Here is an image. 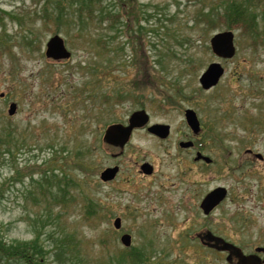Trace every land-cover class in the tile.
I'll return each mask as SVG.
<instances>
[{
	"label": "rangeland",
	"instance_id": "1",
	"mask_svg": "<svg viewBox=\"0 0 264 264\" xmlns=\"http://www.w3.org/2000/svg\"><path fill=\"white\" fill-rule=\"evenodd\" d=\"M56 1L0 0L3 239H36L47 264H225L191 238L202 225L196 204L208 186H193L196 166L190 170L177 139L189 134L183 113L191 108L214 130L208 152L223 151L214 138L232 147L231 138L249 136L264 154V0H247L258 14L254 32L220 25L212 14L222 0H123L126 13L118 0H102L83 28L77 6L66 0L68 20L55 21ZM102 8L124 17L111 28L98 15ZM224 30L234 32L229 60L216 58L209 45ZM54 34L69 59L45 57ZM211 62H220L224 74L205 91L198 78ZM10 102L17 105L13 116ZM140 108L149 123L169 125V137L158 141L139 130L117 154L103 141L104 130ZM10 137L16 146L7 144ZM143 162L154 165L153 176L142 175ZM115 165L116 177L102 182L99 173ZM257 180L247 179L246 190L226 180L230 200L210 226L236 242L258 243L264 214ZM121 232L131 236L130 247L121 244ZM57 240L66 244L60 258ZM133 251L143 254L130 259Z\"/></svg>",
	"mask_w": 264,
	"mask_h": 264
},
{
	"label": "flooded vegetation",
	"instance_id": "2",
	"mask_svg": "<svg viewBox=\"0 0 264 264\" xmlns=\"http://www.w3.org/2000/svg\"><path fill=\"white\" fill-rule=\"evenodd\" d=\"M218 59L227 60L222 58ZM213 87L209 89H202L208 91ZM186 109H184L183 118L187 127L189 128V134L186 135L184 139H177V147L184 152V155L187 156V160L192 164V166L189 167L190 170L193 168V165L196 166L197 180L193 181V186H195L196 188L201 185L208 186V188L204 192H202L201 195L199 194L200 198L196 204V208L202 219V225L199 227L196 233L191 236V238L196 242V244L202 251L204 250L205 252H211V254H213V260L217 261L218 263H220L222 259L225 264H244L245 262H243V257H245L247 258L248 264H264V221L262 228L263 235L258 234V237H260L258 243L236 242L227 237L224 232H221L218 229L210 226L213 223L212 220L216 221V219H219V214H217V212L219 211L220 207L225 202L230 200L232 184L230 185L226 183V180L233 182L235 186H242L243 189H245L248 187L247 179L253 178L255 174L259 179V181H256L257 186H259V188H262V196L259 197V199L261 200H259L257 204L261 205L262 213L264 214V168H261L258 171V167L255 164L256 162H264V154L255 151L252 148L249 142V136H241L240 138H231L228 141L230 142L232 147L228 144L223 145V141L220 142V139L217 140V138H214L215 141L220 144L223 151H221L220 153L218 152V155H213L207 150V146L209 144L208 138L213 139V137L215 136L214 130H212L209 126L210 123L199 120L198 115L196 114L199 122V127L197 133H195L186 121ZM127 123L128 119L125 123L121 124L126 125ZM149 126L150 124H146L142 127L134 128L132 130L131 137L136 131L139 130L146 131L150 136L158 141H164L169 137V134L166 137H160L149 132ZM129 140L127 141V143L129 142ZM126 144L124 145V148ZM124 148H118L119 151L117 154L122 153ZM145 163L149 165L148 168H144V170H147V172L142 169V165ZM139 169L142 175L146 177L153 176L155 174L154 165L149 162H143L140 165ZM119 171L120 169L118 166L117 174L119 173ZM186 182L188 183V181ZM240 198H243L242 195ZM233 214L236 215V211L233 212ZM120 229L121 223L120 227L116 228L115 231L118 232L120 231ZM122 234L124 233L121 232V235ZM221 240L223 242H221ZM225 242L231 244L232 247L237 249H234L232 247L231 249L227 250L223 249L222 247ZM131 244L132 241L128 247H130Z\"/></svg>",
	"mask_w": 264,
	"mask_h": 264
},
{
	"label": "water",
	"instance_id": "3",
	"mask_svg": "<svg viewBox=\"0 0 264 264\" xmlns=\"http://www.w3.org/2000/svg\"><path fill=\"white\" fill-rule=\"evenodd\" d=\"M209 43L211 50L216 57L229 59L235 55L236 47L234 44V33L231 30H224L215 33L210 38ZM45 56L53 60H63L68 59L71 56V52L66 48L64 39L60 35L54 34L46 42ZM223 73L224 68L219 62H211L199 77L200 86L203 89H209L215 86ZM3 96L4 93H0V97ZM16 109V103L11 102L7 109L8 115H13L16 112ZM185 117L188 125L195 133H197L199 122L195 111L192 109H186ZM148 119L149 117L145 110L140 109L134 111L129 116L128 123L126 125L121 123H113L107 126L104 130L103 141L109 146L123 149L124 145L127 143L131 136L132 130L134 128L144 126L148 122ZM148 131L160 137H166L169 133V125L154 123L148 127ZM148 166L149 165L145 163L142 165V169L144 170V168H148ZM144 171L147 172V170ZM117 172L118 166L106 167L99 173V178L104 182L109 181L115 177ZM113 225L115 228L120 227L119 217L115 218V220L113 221ZM120 242L124 246H129L131 243V236L127 233L122 234L120 236ZM221 242L223 241L221 240ZM231 247V244L225 242L222 248L227 250L231 249ZM243 262L248 264L247 258L243 257Z\"/></svg>",
	"mask_w": 264,
	"mask_h": 264
},
{
	"label": "trees",
	"instance_id": "4",
	"mask_svg": "<svg viewBox=\"0 0 264 264\" xmlns=\"http://www.w3.org/2000/svg\"><path fill=\"white\" fill-rule=\"evenodd\" d=\"M101 2L102 0H66V3H75L77 6L76 17L78 18V24L82 25V28L85 27L86 24L83 20H92L93 13L96 12V7L97 5H100ZM62 3L63 0H57L55 3L58 4V7H55L56 11H53V19L57 22L68 20V11H66L67 6L63 8ZM118 3L121 6L122 11L125 12V10H123L124 1L118 0ZM216 7H218L219 13L212 14V17L216 16L220 25H224L229 29L238 28L242 31L248 32H254L257 30L258 14L250 10L251 5L248 4L247 0L246 2L243 0H222L221 3ZM97 11L102 22L107 20L111 21V28L114 26V24L119 23L122 16L124 17V13L122 11V13L114 12L112 14H110L109 10L103 8ZM46 19L49 18L46 17ZM213 21H216L215 17ZM126 26H128V24H126ZM138 27L142 28L140 24H138ZM140 30L141 29H139V31ZM7 144L14 147L17 145V141H14V137H10V140L7 142ZM3 154L10 155V152L8 149H5ZM45 175L46 174H44V176ZM2 229L5 230L4 227H1L0 225V264H47L44 261L47 252L44 251L43 247L38 244L36 239L32 241L14 240L7 242L2 237ZM64 243L65 240H57L56 247L60 250L59 253L56 254L57 258H60V256L64 253V246L66 245H64ZM141 254L143 253L140 251H133V253L129 254V257L131 259L132 256L130 255H133L136 258L140 257Z\"/></svg>",
	"mask_w": 264,
	"mask_h": 264
}]
</instances>
